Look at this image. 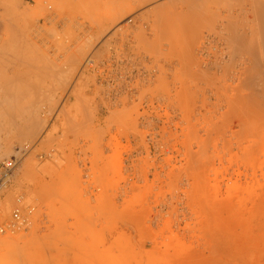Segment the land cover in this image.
Segmentation results:
<instances>
[{"label": "rangeland", "instance_id": "rangeland-1", "mask_svg": "<svg viewBox=\"0 0 264 264\" xmlns=\"http://www.w3.org/2000/svg\"><path fill=\"white\" fill-rule=\"evenodd\" d=\"M50 1L0 0V264H264V0Z\"/></svg>", "mask_w": 264, "mask_h": 264}, {"label": "built area", "instance_id": "built-area-1", "mask_svg": "<svg viewBox=\"0 0 264 264\" xmlns=\"http://www.w3.org/2000/svg\"><path fill=\"white\" fill-rule=\"evenodd\" d=\"M25 2H33V0H23ZM43 4L45 5V9L49 12L52 11V3L50 0H42ZM51 14H46L45 17H42V19H51ZM17 156H11L10 158L0 160V187L5 185V182L7 181V178L11 175V173L16 168L17 162H18ZM21 199L22 194L19 193L15 197V205L12 208L11 211V217L12 220H20L22 218L21 216Z\"/></svg>", "mask_w": 264, "mask_h": 264}, {"label": "bare ground", "instance_id": "bare-ground-1", "mask_svg": "<svg viewBox=\"0 0 264 264\" xmlns=\"http://www.w3.org/2000/svg\"><path fill=\"white\" fill-rule=\"evenodd\" d=\"M263 3V2H262ZM264 5V3L262 4V6ZM264 8V7H263ZM29 35V34H28ZM3 37V36H2ZM26 37H27V34H26ZM5 38V37H4ZM30 38V37H29ZM34 39V38H33ZM9 40V39H8ZM11 40H13V38L11 39ZM6 42V41H5ZM7 43V42H6ZM8 43H10V42H8ZM12 43V42H11ZM11 43H10V45H11ZM4 45V47L6 46L5 44H3ZM9 46V45H8ZM1 47V46H0ZM3 47V46H2ZM7 47V46H6ZM3 49V48H2ZM9 49V48H8ZM1 53V52H0ZM61 74V73H60ZM73 76V75H72ZM61 79V78H60ZM52 81V80H51ZM69 81H70V79H69ZM0 83H1V81H0ZM50 85V84H49ZM0 87H1V85H0ZM76 88V87H75ZM4 90V89H3ZM61 90V89H60ZM80 90V89H79ZM2 91V90H1ZM5 91V90H4ZM36 91V90H35ZM40 91V90H39ZM78 91V90H77ZM79 92V91H78ZM62 93V92H61ZM1 94H2V92H1ZM46 94V93H45ZM60 94V93H59ZM75 94H77L76 92H75ZM79 94V93H78ZM43 95V94H42ZM68 95V94H67ZM73 95V94H72ZM45 96V95H44ZM58 96V95H57ZM77 96V95H76ZM75 96V97H76ZM2 97V96H1ZM4 97V96H3ZM58 97H60V96H58ZM78 97V96H77ZM45 98H47V97H45ZM81 98V97H80ZM1 100V99H0ZM79 100H81V99H79ZM76 101V100H75ZM48 102V101H47ZM58 102V101H57ZM76 103V102H75ZM81 104V103H80ZM83 105V104H82ZM86 105V104H85ZM60 106V105H59ZM84 106V105H83ZM85 107V106H84ZM59 108V107H58ZM84 109V108H83ZM59 110H64V109H60L59 108ZM59 110H58V112H59ZM79 112H81V111H79ZM51 113V112H50ZM48 115V114H47ZM63 115V114H62ZM96 115V114H95ZM71 117V116H70ZM85 117V116H84ZM64 118V117H63ZM72 118V117H71ZM68 119V118H67ZM84 119V118H83ZM67 121V120H66ZM88 123V122H87ZM73 124V123H72ZM45 125V124H44ZM43 125V126H44ZM67 125V124H66ZM65 125V126H66ZM80 125V124H79ZM86 125V124H85ZM96 128V127H95ZM100 128V127H99ZM82 129V128H81ZM91 129H89V131H90ZM98 130V129H97ZM95 131V130H94ZM81 134V133H80ZM99 134V133H98ZM83 135H85V134H83ZM94 135V134H93ZM100 136V135H99ZM98 136V137H99ZM96 137H97V135H96ZM84 138V137H83ZM100 138V137H99ZM82 141V140H81ZM99 141H100V139H99ZM97 144H98V142H96ZM96 144V145H97ZM73 145V144H72ZM92 145V144H91ZM79 146V145H78ZM90 147V146H89ZM83 148V147H82ZM86 148V147H85ZM86 150V149H85ZM72 151V150H71ZM80 151V150H79ZM95 152H96V150H95ZM100 152V151H99ZM93 153V152H92ZM71 154V153H70ZM84 154H85V151H84ZM95 154V153H94ZM75 155V154H74ZM73 156V155H72ZM79 156V155H78ZM74 157V156H73ZM60 180V179H59ZM133 251V252H132ZM131 252L132 253H134V250H132ZM133 255V254H132ZM133 258H135V257H133ZM131 260V259H130Z\"/></svg>", "mask_w": 264, "mask_h": 264}]
</instances>
